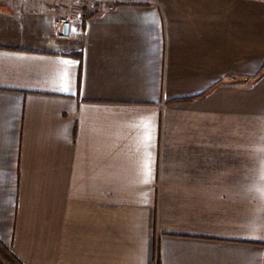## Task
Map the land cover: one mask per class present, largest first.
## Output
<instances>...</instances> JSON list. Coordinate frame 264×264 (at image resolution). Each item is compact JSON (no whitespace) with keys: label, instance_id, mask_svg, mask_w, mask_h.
I'll use <instances>...</instances> for the list:
<instances>
[{"label":"crops","instance_id":"0c3cea01","mask_svg":"<svg viewBox=\"0 0 264 264\" xmlns=\"http://www.w3.org/2000/svg\"><path fill=\"white\" fill-rule=\"evenodd\" d=\"M0 0V239L23 264H264V0Z\"/></svg>","mask_w":264,"mask_h":264},{"label":"rangeland","instance_id":"374dc122","mask_svg":"<svg viewBox=\"0 0 264 264\" xmlns=\"http://www.w3.org/2000/svg\"><path fill=\"white\" fill-rule=\"evenodd\" d=\"M67 3H70V5H67L66 12H69L72 14V16L76 13L81 12L83 13H92V12H99L106 8V3L100 2L97 0H68Z\"/></svg>","mask_w":264,"mask_h":264},{"label":"trees","instance_id":"16d2710c","mask_svg":"<svg viewBox=\"0 0 264 264\" xmlns=\"http://www.w3.org/2000/svg\"><path fill=\"white\" fill-rule=\"evenodd\" d=\"M114 5H106V8H110ZM97 11L86 14L85 18L93 16ZM264 72V69H263ZM0 264H23V262L17 257V255L0 239Z\"/></svg>","mask_w":264,"mask_h":264},{"label":"built area","instance_id":"2783aa9c","mask_svg":"<svg viewBox=\"0 0 264 264\" xmlns=\"http://www.w3.org/2000/svg\"><path fill=\"white\" fill-rule=\"evenodd\" d=\"M104 2L109 5H116L122 2H128L130 0H97ZM72 14L67 12L59 20V35L61 37L67 38L71 35V26H72Z\"/></svg>","mask_w":264,"mask_h":264}]
</instances>
